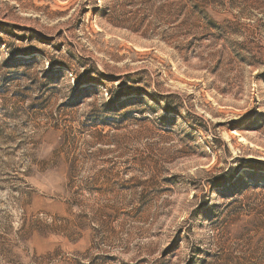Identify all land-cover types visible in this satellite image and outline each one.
Wrapping results in <instances>:
<instances>
[{
	"label": "rangeland",
	"instance_id": "374dc122",
	"mask_svg": "<svg viewBox=\"0 0 264 264\" xmlns=\"http://www.w3.org/2000/svg\"><path fill=\"white\" fill-rule=\"evenodd\" d=\"M0 264H264V0H0Z\"/></svg>",
	"mask_w": 264,
	"mask_h": 264
}]
</instances>
